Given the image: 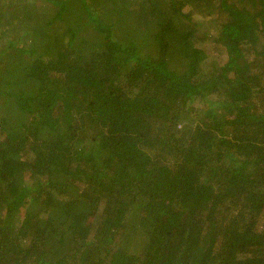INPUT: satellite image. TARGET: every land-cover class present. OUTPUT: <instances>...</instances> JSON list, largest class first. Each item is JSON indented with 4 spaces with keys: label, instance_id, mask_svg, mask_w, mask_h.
<instances>
[{
    "label": "trees",
    "instance_id": "16d2710c",
    "mask_svg": "<svg viewBox=\"0 0 264 264\" xmlns=\"http://www.w3.org/2000/svg\"><path fill=\"white\" fill-rule=\"evenodd\" d=\"M0 264H264V0H0Z\"/></svg>",
    "mask_w": 264,
    "mask_h": 264
},
{
    "label": "rangeland",
    "instance_id": "374dc122",
    "mask_svg": "<svg viewBox=\"0 0 264 264\" xmlns=\"http://www.w3.org/2000/svg\"><path fill=\"white\" fill-rule=\"evenodd\" d=\"M208 45V44H207ZM208 53L210 55L211 60L214 61H222L224 58V52L218 45H208Z\"/></svg>",
    "mask_w": 264,
    "mask_h": 264
}]
</instances>
